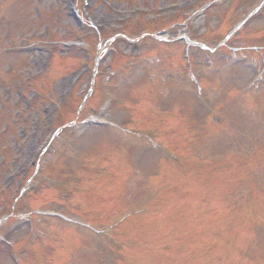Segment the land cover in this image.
Masks as SVG:
<instances>
[{"label": "rangeland", "instance_id": "1", "mask_svg": "<svg viewBox=\"0 0 264 264\" xmlns=\"http://www.w3.org/2000/svg\"><path fill=\"white\" fill-rule=\"evenodd\" d=\"M211 1L92 0L93 22L102 27L103 35L93 39L89 31L81 33L62 0H0V217L11 210L21 179L36 170L31 162L41 157L37 153H47L39 171L64 180L61 184L43 177L32 185L19 203L28 209L21 205L19 214L0 229V238H5L0 239V264H264V89L238 93L247 79L259 81L264 72L258 63L233 65L238 56L224 55L232 46L264 44V18L220 51L231 27L257 3L219 0L207 16L196 12ZM190 15L194 23L185 21ZM208 29L211 33L205 37ZM147 30L151 35L138 41ZM181 33L197 42L205 39L217 52L191 47L188 59L183 42L171 43ZM84 39L95 44L90 53L104 47L108 51L95 85L93 71L87 70L73 91L75 76L91 63L64 72L57 63L59 57L87 59L86 50L74 49L71 43ZM40 48L44 50L37 52ZM52 56H57V66L39 79L40 65ZM198 59L210 60L211 65L196 70ZM186 76L189 81L200 79L208 88L207 102L217 109L221 125H211L209 118L207 129L198 130L206 115L191 109L194 104L203 108L193 86L179 80ZM26 80L30 86L21 85ZM22 86L24 96L17 94ZM85 96L87 106L79 111ZM100 98L99 103L108 101L111 107L100 121L121 120L148 140L105 126L78 124V129L63 132L41 150L58 126L86 116L93 119L96 106L90 105ZM120 105L126 112L119 114ZM168 118L177 122L161 126L159 122ZM24 126L25 134L20 131ZM230 127L237 138L228 132ZM191 128L196 129L193 136ZM158 129H166L167 135L160 136ZM155 132L171 145L167 155L181 146L175 150L182 165L190 162L195 169V153L198 160H219L217 173L222 175L200 178L191 169L188 177L185 169L179 174L167 164L156 166L157 148L150 142ZM173 135L178 139H171ZM188 135L192 137L186 149ZM129 153H137V162H129ZM166 167L171 168L168 174ZM37 209L49 216L60 211L94 229L50 217L40 222L19 217L34 215ZM109 228L110 237L108 230L101 232Z\"/></svg>", "mask_w": 264, "mask_h": 264}]
</instances>
